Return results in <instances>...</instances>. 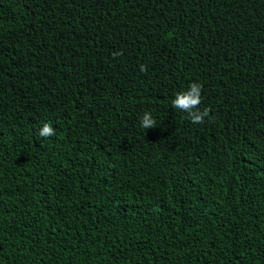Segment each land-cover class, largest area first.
<instances>
[{"label":"trees","instance_id":"obj_1","mask_svg":"<svg viewBox=\"0 0 264 264\" xmlns=\"http://www.w3.org/2000/svg\"><path fill=\"white\" fill-rule=\"evenodd\" d=\"M0 264H264V0H0Z\"/></svg>","mask_w":264,"mask_h":264},{"label":"clouds","instance_id":"obj_2","mask_svg":"<svg viewBox=\"0 0 264 264\" xmlns=\"http://www.w3.org/2000/svg\"><path fill=\"white\" fill-rule=\"evenodd\" d=\"M118 54L119 53H114V55ZM201 87L202 86L199 83H192L186 91L177 93L171 102L172 107L188 113L193 123H202L204 118L209 115V110L207 108L203 110L199 109V105L201 103ZM140 126L143 129L156 126V122L151 113L145 112L143 114L140 119ZM54 134L55 131L49 123H44L39 130V135L44 138Z\"/></svg>","mask_w":264,"mask_h":264}]
</instances>
